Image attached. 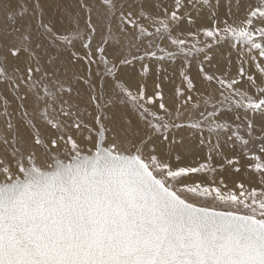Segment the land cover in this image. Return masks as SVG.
<instances>
[{
  "label": "rangeland",
  "instance_id": "1",
  "mask_svg": "<svg viewBox=\"0 0 264 264\" xmlns=\"http://www.w3.org/2000/svg\"><path fill=\"white\" fill-rule=\"evenodd\" d=\"M17 1L14 10L7 0L0 1V184L23 181L28 168L49 172L57 163L93 155L100 142L112 155H136L187 204L248 216L264 225V52L258 45L252 47L244 31V35H222L228 25L224 19L216 26L219 35L213 39L202 35V41L210 42L199 47L187 49L171 34L173 27H179V15L197 16L204 24L222 12L220 7L210 11V4L229 0H162L169 10L161 8L157 13L169 23L154 30H146L142 22L152 19L149 11L155 0ZM229 2L223 12L264 16V0ZM241 2L246 11L240 10ZM63 20L73 26L59 27ZM230 37L236 39L232 41L236 49L225 45ZM21 52L33 58L34 66L27 68L25 76L15 67ZM236 55V71L230 76L231 68H225L226 83L243 85V95L224 98L213 92L217 86L199 75L200 92L207 96L203 102L215 106L206 109L202 102H193L192 66L212 58L214 67H219V61L228 63ZM153 57L164 63L165 78L152 86L139 81V96L132 102L117 85L118 75ZM178 62L182 63L179 71L172 65ZM77 65L82 66L84 77L76 74ZM147 71L145 65L143 72ZM206 75L215 82L213 74ZM96 90L109 95L101 97L105 103L97 109ZM185 130L201 132L204 140L199 142ZM223 138L231 154L190 160L194 146L208 152ZM122 140L125 144L120 145Z\"/></svg>",
  "mask_w": 264,
  "mask_h": 264
},
{
  "label": "water",
  "instance_id": "2",
  "mask_svg": "<svg viewBox=\"0 0 264 264\" xmlns=\"http://www.w3.org/2000/svg\"><path fill=\"white\" fill-rule=\"evenodd\" d=\"M96 150L0 184V264H264L259 221L191 206L136 155Z\"/></svg>",
  "mask_w": 264,
  "mask_h": 264
},
{
  "label": "bare ground",
  "instance_id": "3",
  "mask_svg": "<svg viewBox=\"0 0 264 264\" xmlns=\"http://www.w3.org/2000/svg\"><path fill=\"white\" fill-rule=\"evenodd\" d=\"M0 1H4V0H0ZM229 1H227L226 3L220 2V4L218 2H213L212 4H210L207 8L210 11H214L220 7L222 12L216 13V15H211L209 18L205 20L204 24L201 23V21L199 20L200 18L197 16L192 17V16L184 15V14L179 15L182 17V19H181V22L179 23L178 28H175V27L172 28L171 34H172L173 39L175 41H181L182 43H184V46L187 49L199 47L202 43L208 44L210 41L209 40L202 41L201 36L207 35L208 39L209 38L213 39L217 37L219 34L216 32L217 30L216 26L222 25V20L224 19L226 20L228 25L224 29L221 30L222 35H228L231 32H239L243 34V31H244V34L246 33L245 37L250 39L253 42L252 47L254 48L256 45H258L260 46V51L264 52V16L254 14L253 12L251 13L250 11H247L243 14L242 17H240V16H237L235 13H233L231 9H228L227 11L223 12L224 9L230 6ZM7 3L9 7L12 8L13 10L20 4L19 3L17 5L18 3L17 0H7ZM154 4H155V7L149 11V15L151 16L152 19L142 22V25L146 30H154L156 28L162 27L166 25L167 23H169L167 19L165 20L160 19L157 13V10H160L161 8H165V10H169L168 4L164 3L162 0H155ZM143 6L144 7L147 6V3H143ZM239 7H240V10L246 11V6L244 3L241 2ZM234 21H236V23H234ZM72 26H73L72 21L70 22L69 20H63L59 23V27H64L65 29H68V30ZM209 30L212 32L211 34H208ZM233 36H236V35H233ZM234 40L236 39L233 37H230L225 42V45L232 49H236L235 47L234 48L232 47V45L234 44L232 41ZM241 49H242L241 47L238 49V53H237L238 56L241 55ZM257 54H259V52L255 53L254 57L258 58ZM27 55L29 54H26L25 52H21L17 55V57H15L16 61L14 60L16 63L15 67L17 69V72L21 73L22 75H24L27 72L26 70L28 67L33 68L34 66L33 58ZM237 55L235 57V60L230 61L228 63H226L225 60L219 61L218 62L219 67H214V60L212 58H210L207 61L200 60L198 64H194L192 66L191 70L189 71V76L194 86V95L192 98L193 102H197V103L202 102V104H205L203 100L207 98V96L204 95L203 92H200L202 91V89L197 79L199 75H202L204 77L203 80L205 83L208 82L210 85L217 86V87H214L213 92H216L222 95L224 98H227V97L228 98H238V97H241V95H243L242 89L244 86L238 85V86L229 87L228 84L226 83V80L228 78L225 77L226 67L231 68L230 72L227 73L230 76L236 71V69L233 68V65L236 61L239 63V58L237 57ZM59 57L61 58L64 56L62 55ZM159 60L160 58L158 59L157 57H153V58H149V61H145L144 64L147 66V70H148L146 73L143 72L144 66H145L143 65V63H138L132 67L124 68L122 74L118 75L117 85L119 86V88L123 89V92L125 94L124 96L126 98H128L132 102L135 99H138L139 92L137 90V87L139 85V81H142V83L144 84L150 83L151 86L156 84L159 81H163V78H165V73H163L164 63ZM78 62L79 61H77V63ZM200 63L203 64L202 67L205 69V71H202V73L200 72V69H199ZM181 64H182L181 62H178L177 64H172V65L177 71H179ZM79 65H77L75 68L76 74L77 75L80 74V76L78 75V77H84L85 72L82 71V73H80L81 72L80 68L82 66L79 68ZM211 66H213L214 69L210 68ZM156 73H158L159 76L153 77L154 74ZM207 73L213 74V78L215 80L214 83H212L210 79L209 80L207 79L208 77L210 78V75H206ZM76 74L74 76H76ZM145 93L151 94V91L149 89H146ZM210 94H213V93L210 92ZM162 95H163V102L168 103L169 99L165 97L164 94ZM96 96L97 98L94 100V102L97 106V107L95 106L97 109L99 107V104H101V102L102 104L105 103L104 100L103 101L101 100V97H105L109 95L105 91H103L101 95V93L98 90H96ZM216 99L218 98H215L214 100ZM205 105H206V109L213 108L215 106L211 101L207 102ZM139 126L143 128L142 124H140ZM120 127L124 129L121 125ZM126 131L127 133H129L130 129H127ZM184 133L194 134L193 138L198 140L199 142H202L204 140V137L201 132L185 130ZM233 141H235V139H233ZM123 144H125V140H122L120 142V145H123ZM194 150L195 151L190 155V160L192 161H199L201 159H205L209 155L212 158L216 159L220 153H225V154L232 153V149L230 145L228 144V142L225 140V138H223V140H219L213 146L212 150H208V152L211 154H209L208 152H205V149L202 148L201 146H194ZM223 159L227 160L226 157H223ZM241 161H243V159H241L240 162ZM44 170L46 172L48 171L46 168H44ZM243 173L248 174L246 170H244Z\"/></svg>",
  "mask_w": 264,
  "mask_h": 264
}]
</instances>
